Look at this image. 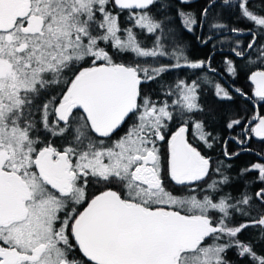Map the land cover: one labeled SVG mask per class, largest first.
Here are the masks:
<instances>
[{"label":"snow or ice","instance_id":"6c2138e0","mask_svg":"<svg viewBox=\"0 0 264 264\" xmlns=\"http://www.w3.org/2000/svg\"><path fill=\"white\" fill-rule=\"evenodd\" d=\"M190 4L0 0V264H232L230 251L264 264V214L251 212L264 208V153L234 195L223 162L194 142L215 140L207 90L264 105V3L223 0L248 29L209 19L216 0L199 17ZM205 26L251 36L231 49L245 64L224 60L232 78L247 69L250 94L209 78L211 57L187 54L181 30ZM183 68L205 75L165 80ZM237 126L229 159L264 142V112L226 124ZM250 227L258 237L242 239Z\"/></svg>","mask_w":264,"mask_h":264},{"label":"trees","instance_id":"16d2710c","mask_svg":"<svg viewBox=\"0 0 264 264\" xmlns=\"http://www.w3.org/2000/svg\"><path fill=\"white\" fill-rule=\"evenodd\" d=\"M209 2V0H191V4L188 8V10L194 12L198 17L203 9V7L206 6V4ZM253 3L259 5L261 3H264V0H253ZM212 15L209 17V19H212L213 22H219L224 23L226 25H229L230 27L234 26L236 28H242V29H248L253 27V25L247 21L244 20H238V11H234L228 8L227 5H223V0H217L216 6L211 10ZM214 18V19H213ZM177 25H179V21L177 20ZM201 27H197L195 31L199 30ZM183 30V29H182ZM181 30V31H182ZM205 32L204 36L200 39V43L197 41L196 35L183 37L181 40H184L185 43H182L184 46H187V54L189 57L193 60H206L208 57H212V67H215V62L217 60H220V74L224 76L226 79V82L223 81L220 76V84L226 88H228L230 91H232L235 88H240L246 93H250L252 86L250 82L247 80L246 71L247 69H243L240 74L236 78H232L228 75L226 72V66L224 64V60L226 58L235 59L237 64H245L246 61L241 60L240 58L234 57V54L231 52V49L233 47H236L237 40L241 41V46H244L247 44V42L251 39V36L249 34L237 36L235 33H232L231 31L227 29L217 30V29H211L207 26L201 28ZM223 33V34H220ZM214 35V37L210 40L211 44L213 46L220 44V53L217 54L216 50L213 52L210 51L208 48L209 46H204V43L202 40L207 39L209 36ZM217 35V36H216ZM149 43L150 46V40L146 41ZM251 51V50H249ZM252 59H255V55L252 56ZM197 73L199 75H205L200 70H192V76L191 78L194 79L195 75L193 73ZM209 78H212L215 80V82H218L213 76L210 74H207ZM218 78V77H217ZM219 83V82H218ZM230 85V87L227 86ZM232 87V88H231ZM233 99L231 101L228 100H219L216 97H214L213 90H207L205 94L202 96V101L205 100L209 101L210 105L209 108L211 111H220V161L223 162V166L226 169L227 175H229L233 180L232 187L228 188V191H231L234 195H239L241 191L245 190V182L242 178L238 176V173L240 169L247 167L250 163L256 162L257 157L255 153H264V142H260L256 139H251L247 145L243 147L250 148V152H241V154L238 157H233L229 159L228 157H225L223 155L224 151V144L223 141H228V151L231 152H238L241 150V145L235 142V140L231 139L232 137H239L241 129L239 126H237L234 129H227L226 124L227 122L232 118L237 117H247L251 116L253 113V109L255 107H259L262 112H264V105H253L243 97H241L239 94L232 92ZM218 114V113H217ZM217 114H215L217 116ZM228 165H231L230 168H228ZM253 175H249L247 177L248 180H251L250 177H253ZM248 189L250 190L253 185H248ZM252 207L251 212L253 216H259L260 214L264 213V208L261 207Z\"/></svg>","mask_w":264,"mask_h":264},{"label":"flooded vegetation","instance_id":"af4514ba","mask_svg":"<svg viewBox=\"0 0 264 264\" xmlns=\"http://www.w3.org/2000/svg\"><path fill=\"white\" fill-rule=\"evenodd\" d=\"M204 34H205V32L203 30H201V28L199 30L193 32V33H189L186 30H182L181 38L188 37L190 35H192V36L196 35V37L199 36L202 38L204 36ZM211 36H212V38L214 37V35H211ZM197 41L200 43V40L197 39ZM181 43H185V41L181 40ZM204 46H209L208 48L210 49L211 52L212 51L214 52L216 50L217 54L220 53V44L213 46L209 40L207 44L204 43ZM184 47L187 51V46H184ZM213 68L217 69V72L219 73V75L213 74L211 72H207L206 75L210 74L220 83V72H219L220 60H217V62H215V67H213ZM191 76H192V70L191 69H187V68L176 69V70H173L171 73L167 74L165 76V80H167L168 82H172L176 79L191 78ZM227 86L230 87V85H228V84H227ZM151 87L156 88L155 85H152ZM213 92H214V90H213ZM250 93H251V91H250ZM213 96L216 97L215 95H213ZM201 101H202V99H201ZM202 103L204 104L206 111L210 113L206 118L205 130L211 132L212 136L215 137V140L211 141L213 143V147L211 149L203 146L202 142H198V141H194V142L197 143V145L200 147L203 154L211 156L212 162H213V164H215L217 161H220V111H218V110L217 111H215V110L211 111V109L209 108L210 103L207 100H205L204 102L202 101ZM215 114H217V116ZM190 139H192L191 132H190ZM253 139H256V138H253ZM256 140H258V139H256ZM250 179L252 180L253 177H250ZM255 208H256V206L254 207V209ZM258 235H259V230L257 228L250 227L243 233L241 238L245 239V240L254 239V238H257ZM228 257L232 261V264H240V260L234 252L230 251L228 253Z\"/></svg>","mask_w":264,"mask_h":264},{"label":"water","instance_id":"95a60500","mask_svg":"<svg viewBox=\"0 0 264 264\" xmlns=\"http://www.w3.org/2000/svg\"><path fill=\"white\" fill-rule=\"evenodd\" d=\"M217 1V0H216ZM223 34V33H220ZM220 76L222 77V79L226 82V79L224 78V76L222 74H220Z\"/></svg>","mask_w":264,"mask_h":264}]
</instances>
